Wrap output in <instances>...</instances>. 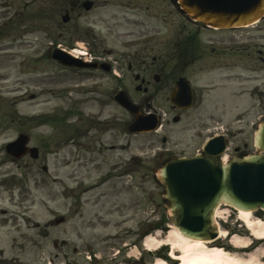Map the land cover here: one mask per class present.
<instances>
[{"label": "rangeland", "instance_id": "1", "mask_svg": "<svg viewBox=\"0 0 264 264\" xmlns=\"http://www.w3.org/2000/svg\"><path fill=\"white\" fill-rule=\"evenodd\" d=\"M133 1L130 5L135 8L142 6L144 9L149 4V0ZM58 4L53 0H0V262L52 264L53 242L61 237L69 240L70 245L65 248L67 252L71 247L78 248L79 253L74 258L79 264H90L85 261H91L89 255L94 253L97 254L95 257L101 256L103 264H123L112 260V254L126 246L130 248L129 254L123 253L125 258L135 255L142 257L140 264H153L155 259L145 250L143 240L147 234L160 238L154 233L149 234L154 226L150 228L147 225L157 224L167 216L164 187L157 181L156 165L151 162L154 149L147 154L148 139L153 137L130 136L126 126V136L121 137L123 141L120 142L125 145L124 152L96 153L101 145L91 131H97L102 120H109L110 125L116 127L112 131L117 134V129L122 131L124 124L128 125L131 116L110 96L114 84L110 82V87L91 92V82L80 74L71 73L51 58V43L54 41L74 48L76 41L84 40L79 33H85L88 19L102 14L113 19L117 14L121 21L122 13L128 10L121 1H114L108 8L87 14L77 12L68 24H64L61 15L52 14ZM150 5L153 6L152 12L169 7L164 0H153ZM153 21L156 26L151 23L152 27L170 28L171 19L165 21L157 17ZM183 21L173 19L181 28ZM185 24L191 32L200 28L201 42L231 39L232 34H214L198 25ZM98 29V37L114 46L104 27ZM256 32L248 29L239 35H255ZM236 63L241 64L238 60ZM235 73L240 74L241 70ZM246 73L242 74L246 76ZM247 76L249 79L250 74ZM252 76L257 78L246 83V87L248 93L253 94L250 105L256 106L260 102V91L263 93L264 76L262 72ZM78 85L87 90L77 92ZM105 104L108 106L103 109ZM212 111L192 117L199 125L220 117L222 122L234 121L236 117L242 119L243 122L237 124L238 135L231 138L229 154L236 156L233 154L236 148H239V154H254L252 124L261 118L260 113L255 110L248 115H225V112H219L221 110ZM21 131L29 133L30 145L40 149L39 161L27 157L13 162L7 155L5 145L15 140ZM112 131L108 134L107 143L113 141ZM173 142H179L186 148L191 144V136H174ZM132 153L141 154V158L148 162L143 161L135 173L123 179L113 178L91 193L83 196L78 194V190H74L76 195L72 193L75 187L87 188L100 182L99 176L112 171L117 165L115 163H120L119 158L128 162ZM80 156L82 161L76 162ZM94 159L97 162H91ZM43 166H48L50 178L42 171ZM126 168L122 167V170ZM79 202L81 205L78 206ZM221 211L223 219L229 221L228 227L220 222L222 230L248 235L236 212L225 207ZM60 215L65 216L66 222L56 226L54 221ZM261 216L264 219V213ZM253 217L258 218L257 215ZM88 243H92L94 253L85 247ZM259 246L264 249V244ZM224 247L231 248L228 242Z\"/></svg>", "mask_w": 264, "mask_h": 264}, {"label": "flooded vegetation", "instance_id": "2", "mask_svg": "<svg viewBox=\"0 0 264 264\" xmlns=\"http://www.w3.org/2000/svg\"><path fill=\"white\" fill-rule=\"evenodd\" d=\"M53 1L65 2L67 5H65L63 9L64 11L71 12V14L77 11L81 14L82 4L80 5L78 3H83L84 1H92L94 3L92 10H96L100 7L97 0ZM164 1H170L173 6L175 4L174 0ZM175 7L178 10L175 16H182L188 19L179 7ZM169 15L174 16L172 9L163 13L164 17ZM128 23H131V21L128 20ZM134 23L137 24L138 29L133 31L134 33L127 31L123 34L128 36L132 34L135 37L143 38L146 34L157 33L155 31H144V29L141 28L140 21H134ZM261 29L264 32V20L262 21ZM173 30L174 31L169 33L168 38L166 37L160 42L151 41L143 45L139 44L138 46L125 48L127 52L122 53L120 58H116L114 55L111 64V69L116 66L121 72L120 76H122V79L116 80L121 89L126 88V84L123 82L126 81L127 73L134 78L133 84L129 88L134 89L137 96V103L143 114H178V122H175L176 119L174 117L172 118V124L169 120L167 121L166 131L171 135L180 132L185 133L190 129L192 124H187L186 121H184L187 115L210 112L213 110H211L213 106H215L214 109L217 110L219 106L215 99L220 95V89L224 90L227 94L232 90L230 87L231 81L236 77L232 71L235 69L237 58L240 57V59L246 60L248 59L247 57H253L254 55V53L247 52L249 46L242 49V51L235 49L234 44L237 43V38L234 36H230L231 39L229 41L232 43H220V41L201 42L197 34L196 40L198 41L196 42L195 36L190 32L187 25ZM199 32L200 28H198V33ZM79 34L81 38L85 40L87 49L91 50L95 56H98L97 58H104V60H106V58H110V56L113 55L114 50L106 49L105 42L99 41L97 35L93 31H86V33L80 31ZM96 49L104 51L103 56L99 57L100 55L95 51ZM258 54H260L259 60H261L263 64L264 71V44H262V50H258ZM125 67L126 69H124ZM98 72L100 74H96ZM100 76H103L102 70L97 69L90 71L85 79L94 80L98 79ZM180 79H186L189 86L193 89L194 101L192 107L189 109L181 107L186 104L181 100L176 101L177 105L171 102V93L175 84ZM129 88H126L125 91L129 92ZM182 123L183 127L181 129L176 128L177 125ZM200 127L201 131H203L205 124L200 125ZM101 131L102 134L107 133L104 129ZM154 142L155 140L152 139L151 143L154 144ZM62 255V252H59L56 259L60 260Z\"/></svg>", "mask_w": 264, "mask_h": 264}, {"label": "water", "instance_id": "3", "mask_svg": "<svg viewBox=\"0 0 264 264\" xmlns=\"http://www.w3.org/2000/svg\"><path fill=\"white\" fill-rule=\"evenodd\" d=\"M180 1L194 15L193 19L214 27L243 26L264 16V0H238L237 10L230 14L224 10H212L205 0H194L195 7H189L188 0ZM55 57L70 64L69 57L65 60L58 54ZM122 104L130 108L127 100ZM23 145L21 140L13 144L9 151L21 155L25 151ZM215 145L218 149H214ZM257 146L264 148V128L257 136ZM223 147L221 141H214L208 146L207 158L179 161L168 165L161 173L173 209L174 222L189 237H216L212 216L215 207L221 202L242 210L264 208V157L235 159L228 166L222 167L213 156Z\"/></svg>", "mask_w": 264, "mask_h": 264}, {"label": "bare ground", "instance_id": "4", "mask_svg": "<svg viewBox=\"0 0 264 264\" xmlns=\"http://www.w3.org/2000/svg\"><path fill=\"white\" fill-rule=\"evenodd\" d=\"M219 210H217V214ZM240 219H242L247 228L250 230L251 235L257 240H264V221L260 219H254L252 212L240 211ZM220 237L225 238L226 233L219 230ZM160 240L147 238L145 241V247L148 250H156L157 247L167 244L172 247V257L177 260L179 264H264L262 258L264 257V249H258L255 252L249 254L247 258L245 256L238 255L236 253H230L222 248L209 247L210 243L202 240L188 239L182 236L175 228H171V231L166 239L162 238L161 234H158ZM230 243L238 249L246 248L250 244V240L247 238L233 237ZM179 252L180 254H176ZM155 264H168L164 261L158 260Z\"/></svg>", "mask_w": 264, "mask_h": 264}]
</instances>
